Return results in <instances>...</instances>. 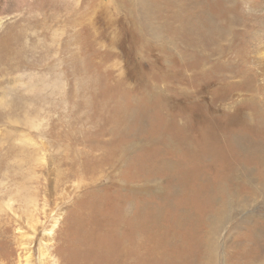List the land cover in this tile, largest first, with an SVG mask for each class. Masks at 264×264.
<instances>
[{"label":"rangeland","instance_id":"obj_1","mask_svg":"<svg viewBox=\"0 0 264 264\" xmlns=\"http://www.w3.org/2000/svg\"><path fill=\"white\" fill-rule=\"evenodd\" d=\"M262 26L264 0H0V264L23 262L8 198L38 219L35 264L46 209L62 211L58 264H105L99 222L115 224L121 206L127 249L142 242L125 263L204 264L194 231L218 212L215 262L237 264L232 223L264 213L237 181V133L253 125V99L264 103L251 34ZM96 194L109 214L86 226L74 211Z\"/></svg>","mask_w":264,"mask_h":264},{"label":"bare ground","instance_id":"obj_2","mask_svg":"<svg viewBox=\"0 0 264 264\" xmlns=\"http://www.w3.org/2000/svg\"><path fill=\"white\" fill-rule=\"evenodd\" d=\"M251 34L253 36L252 40L255 41V44H254L255 48H252V49L258 51V54H259L258 63L259 64L258 63L257 64L260 66L263 65L262 66L263 69H261V72L263 71L262 74L264 75V27L256 30L255 32H251ZM261 36H263L262 42H261ZM258 42H261L263 45L262 46L260 44L257 45ZM261 97H257L253 99V108H254V112L252 114L253 125L249 126L248 129L246 128L248 130L247 133H244V134L241 132L237 133V152L240 153L239 154L240 157L238 156L239 158L237 160V181L240 180L241 183L243 182L247 183L249 191L253 193V200L255 202L257 201L259 202V199H260V201H262L264 204V103ZM24 121H25V125H28V126L34 127L36 124L34 120L29 119L28 117ZM243 156L246 158H244ZM251 171L256 172V174H258L259 176L254 177ZM90 183H87V184H90ZM78 184H81L79 180L77 181V183L72 184L69 187L76 190V188L79 187ZM92 190L93 192L92 191L91 192L94 193L96 188H93ZM45 194H48V196H50L52 193L50 194L45 193ZM25 198H27V200L25 201L27 204L29 202L34 201V199L31 196L27 195ZM46 199L44 198V201ZM245 200H246V196H243V194H241V192L237 190V205H241L239 210L242 212L244 211ZM11 201L12 199L8 198L7 201L4 203L5 206L3 207L10 210L12 214L16 217V221L19 224V226H21V224L24 225L23 230H26V232L23 233V234H26V236H23L22 240L19 241L21 245V249L23 251V255H22L23 262L21 264H35V261L33 260V257H32V243L35 241L34 239L36 237V234L38 233L37 232L38 219H36L35 216L32 215L33 212L29 213L26 210V208L24 209L21 208L22 210H20V212L16 210L14 211L12 208ZM92 201L93 202H91L90 205L80 204L79 209L77 205L74 211L76 216H79V215L84 216V217H78V221L81 222V218H83L86 223V226H88V223H91L90 219H96L99 217V215L105 216L106 214H109L110 206L103 209L105 206L103 207L101 206L102 202L99 196H97V194L95 196V199H93ZM42 209L44 212L45 206ZM46 211L47 212L45 213V215H47L46 217L49 218L50 225L41 226L40 230H41L42 236L39 241L37 263L38 264H58L59 263L58 257L56 258V256L51 255L49 248L53 246L54 236L56 235L55 232H56V229L59 227L60 219H61V224L63 225L64 223V221L61 218L62 211H61V207L55 208L54 211L53 210L48 211V209H46ZM118 214L119 215L117 216L115 220V224L110 223L109 220L105 222H103L104 220H102V222H99L100 226L98 227V229H103L104 238L102 239L103 241L96 240L97 241L96 247L98 251L101 250L102 253L104 254L103 259H105V261L107 260L105 264H116L115 263L116 258L115 259L113 258L114 253L111 255V252L109 251L111 247H113V249H116L117 252H119L117 256L120 259L121 263L124 264L125 262H127L130 251L132 249H134V251H139L140 244L142 243V242L140 243V240H139L138 241L139 245L135 243L134 246L132 245L133 247L131 250L127 249L128 244H129V240H128L129 236L125 233V231L129 223V219H127L128 216H127L126 207L121 206V210L118 212ZM36 217L38 216L36 215ZM192 221L193 220H191V222ZM130 223L133 226L132 235H135V236L136 234L140 235V230L138 229L139 218L136 216L135 217L133 216V219L132 221H130ZM142 225H143V221H142ZM200 225H201L200 226L201 229L199 233L197 231H194L195 232L194 234H197V235L200 234L201 236V240L199 244H201L202 248L204 249V254H205L204 264H216L215 257H216L217 247L219 244L218 242L219 233H221V229L226 227L225 226L226 225L225 215L224 216L218 215V212L217 214H214V215L213 214L208 215L204 217V219L202 218V220L200 221ZM232 227H234V229L236 230V234L234 235L235 238L230 243V245L233 246L234 249L237 250V252H232V253H237L236 255L237 257L235 256L237 258L236 260L237 264H264V213L262 214L261 213L260 214L259 213L257 214L256 213H248V214L246 213V215L244 216L242 215L241 218L237 219L236 224L232 223ZM89 230L94 231V228L90 227ZM86 231L87 233L89 232L88 229H86ZM87 233H84V235ZM85 239H87L88 242L94 241L92 239V235L86 237ZM114 240L116 241L114 242ZM90 248L88 249L87 256H89V253H91Z\"/></svg>","mask_w":264,"mask_h":264}]
</instances>
